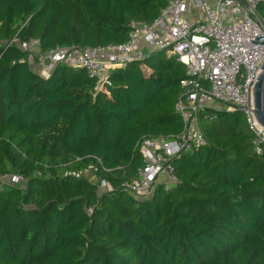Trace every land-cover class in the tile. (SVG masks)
<instances>
[{
  "label": "trees",
  "instance_id": "16d2710c",
  "mask_svg": "<svg viewBox=\"0 0 264 264\" xmlns=\"http://www.w3.org/2000/svg\"><path fill=\"white\" fill-rule=\"evenodd\" d=\"M168 1L0 0V175L25 179L0 188V264H264V141L258 154L242 111L202 110L207 144L173 160L174 186L138 198L121 184L142 136L181 132L185 65L155 51L96 92L86 68L43 76L20 46L119 44ZM91 165L112 192L78 175Z\"/></svg>",
  "mask_w": 264,
  "mask_h": 264
},
{
  "label": "built area",
  "instance_id": "2783aa9c",
  "mask_svg": "<svg viewBox=\"0 0 264 264\" xmlns=\"http://www.w3.org/2000/svg\"><path fill=\"white\" fill-rule=\"evenodd\" d=\"M263 1L169 0L153 21H131L129 38L119 44H74L43 51L40 39L31 38L21 41L20 46L32 51L31 61L43 76L59 63L86 68L96 80V92L112 86L114 70L142 61L155 51L168 52L185 65L186 75L180 81L182 91L175 105L183 120L181 132L142 136L135 149L142 154L143 163L134 178L121 184L123 190L145 199L160 184L165 189L176 184L173 160L207 144L200 127V113L205 108L221 105L227 111H242L254 135L255 150L262 153L264 126L255 120L252 109L254 87L264 63V43L251 40L264 41L256 39L264 34V26L258 21L260 16L264 22L258 12ZM91 166L97 172V166ZM24 180L22 175H0V188L4 183ZM99 189L101 193L112 192L114 187L101 179Z\"/></svg>",
  "mask_w": 264,
  "mask_h": 264
},
{
  "label": "water",
  "instance_id": "95a60500",
  "mask_svg": "<svg viewBox=\"0 0 264 264\" xmlns=\"http://www.w3.org/2000/svg\"><path fill=\"white\" fill-rule=\"evenodd\" d=\"M258 21L264 26L262 18L259 16ZM264 38L263 35L257 36V40ZM256 43H264V41H255ZM262 72L258 76V82H256L254 87V106L255 109H252L253 116L257 122L264 126V63L262 65Z\"/></svg>",
  "mask_w": 264,
  "mask_h": 264
},
{
  "label": "rangeland",
  "instance_id": "374dc122",
  "mask_svg": "<svg viewBox=\"0 0 264 264\" xmlns=\"http://www.w3.org/2000/svg\"><path fill=\"white\" fill-rule=\"evenodd\" d=\"M165 53H168V52H165ZM215 108L224 109L223 106H221V105H217V107H215ZM78 174L85 176L86 178H88L93 183H99V178L97 176V172L95 171V168L93 166H89L84 171L78 172Z\"/></svg>",
  "mask_w": 264,
  "mask_h": 264
}]
</instances>
